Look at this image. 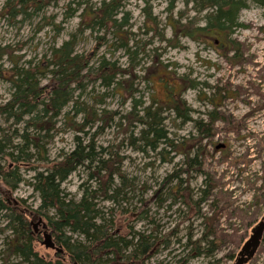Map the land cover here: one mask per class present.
I'll use <instances>...</instances> for the list:
<instances>
[{
  "label": "trees",
  "instance_id": "obj_1",
  "mask_svg": "<svg viewBox=\"0 0 264 264\" xmlns=\"http://www.w3.org/2000/svg\"><path fill=\"white\" fill-rule=\"evenodd\" d=\"M127 1L68 0L64 4V18L80 9L75 32L59 45H52L48 57L44 55L32 66H18L21 55L15 53L22 48L21 44L0 43V79L7 81L11 89L8 99L0 103V119L8 123L0 128V235H3L0 238V264H145L169 245L174 229L160 232L156 226L149 230H134L128 224L146 218V212H127L124 208L114 210L112 207L108 209V216L101 213L100 202L119 203L125 196L124 188L129 185L120 168L122 157L110 146L96 147L94 143L95 135L102 133L115 118L119 126L123 123L124 129L138 122L140 128L135 140L151 150L163 144L158 151L163 161H171L169 153L180 157L171 175L174 185L164 198L184 206L188 214L183 217L194 214L204 219L200 235L194 237L188 233L183 244L188 251L182 260L203 255L210 257L225 242L222 233L215 228L221 214L217 198L210 202L212 214L202 216L199 212V203L204 202L216 186L212 176L207 173L195 192L189 187L192 174L202 172V161L207 152L201 141L213 135V119L207 123V110L199 117L191 115L192 110L196 113L195 110L172 91L175 83L166 78L163 83L170 96L167 101L155 96L143 106V100L137 95V85L138 79L148 85L151 68L159 63L161 53L157 50H163L165 46L177 47L179 37L211 46L217 53H245L246 47L233 40L231 35L234 28L245 26L238 22V16L247 7V2L263 5L264 0H182L183 8L175 15L173 10L178 0H165L164 25L171 30L168 38L146 1L140 8L144 18L140 29L150 36L141 41L133 40L130 46L131 33L127 31L131 25L130 14L123 10ZM57 2L3 0L0 18L8 23L17 19L24 21ZM47 23L44 19L36 30ZM59 31L60 27L56 25L55 35ZM84 31L93 34L95 40L88 53L75 49L76 36ZM108 33L114 38L111 46L123 50L127 59L125 65L105 55H99L92 63L98 49L106 43ZM154 37L165 46L157 45L150 53L146 47ZM148 56L150 66H140L141 75L136 74L134 71L140 61ZM3 59L9 62L8 67L1 63ZM227 60L236 62L231 57ZM171 65L165 63L164 68ZM43 78L46 81L41 84ZM178 79L184 88L196 91L199 102L207 104V90L201 92V89H207L206 82L190 79L188 74H181ZM96 83L102 92L88 90L89 85ZM89 91L92 96L82 99L83 93ZM109 92L117 93L122 103L128 100L129 110L120 115L116 110L101 106ZM165 119H169L175 128L191 123L192 135L169 137ZM94 126L95 130L88 135L87 131ZM230 127L227 124L226 128ZM64 130L74 134L72 148L49 158L45 144ZM21 168L31 171L32 175L24 178L19 172ZM81 168L86 172L87 180L80 184L77 199L68 197L61 185ZM23 182L37 195L35 207L27 204L25 198L12 196ZM258 197L264 201L262 193ZM224 200L228 202L226 197ZM225 212L228 216L238 214L236 210L226 209ZM39 218L61 252L39 251L42 233L33 227V220ZM231 254L227 253L223 258L229 259ZM14 258L17 259L15 262L12 261ZM220 260L212 258L207 264H220Z\"/></svg>",
  "mask_w": 264,
  "mask_h": 264
},
{
  "label": "rangeland",
  "instance_id": "obj_2",
  "mask_svg": "<svg viewBox=\"0 0 264 264\" xmlns=\"http://www.w3.org/2000/svg\"><path fill=\"white\" fill-rule=\"evenodd\" d=\"M67 1L58 0L57 5L48 6L24 21H17V19L12 23H8L6 19L0 18V43L13 45L18 43L22 45V48L15 53L21 55L18 63L19 67L32 66L42 59L44 55L48 57L49 49L52 45H59L75 32L79 21L80 9L72 16L64 18V4ZM99 1L91 0L92 3ZM146 1L151 5L152 14L157 17L159 27H164V36L166 38L171 36L170 28L164 25L165 13L163 8L165 0H128L123 10H127L130 14L129 22L131 25L127 27V31L131 33V35L128 33L130 35L129 46L133 40L141 41L150 36L149 33H143L140 29L144 21L140 8ZM2 2L3 0H0V8ZM182 2V0H178L175 3L173 15L183 8ZM261 10V8L248 1L247 7L242 9L238 16V22L245 26L234 28L231 38L246 47V58H251V55L258 50L262 62H264L263 40L260 41L258 46L255 44V42L257 43L255 37L264 39V35L256 30V27L262 23V19L259 16ZM188 15L191 16V12ZM44 19L48 23L40 30H36ZM56 25L60 27L57 35H55ZM132 33L135 34L133 35ZM113 41L112 34L108 33L106 35V43L98 49L92 63H95L99 55H105L107 58L115 60L122 65L126 64L127 59L123 50L111 46V44H114ZM177 43V47H168L154 37L151 44L146 47V50L150 51L151 48H155L157 45L165 46L163 50H157V52L161 53L159 63L151 68V81L148 82V85L146 81L138 79L137 95L139 94L143 100V106L152 97L161 98L163 96L165 88L164 78H166V81L169 80L175 83L173 85L175 87L178 83V76L188 74L190 79L208 84L225 83L243 86L241 99L238 102L228 100L222 111L226 114H232L234 118H242L251 110L252 105L257 101L250 86L252 85L254 74L251 61H245L241 66V74L236 76L234 73L236 70L229 67L211 46L207 47V45L191 41L185 37H179ZM94 45L95 40L90 32L84 31L76 36L75 49L77 52L88 53ZM29 59L32 62L29 63ZM149 60L150 56L141 60L134 72L141 75L142 67L140 66L148 65ZM1 63L4 67L9 66V62L6 59L1 60ZM165 63L172 65L166 69L164 68ZM45 81L46 79H41V84H44ZM90 89H93V93L102 92L97 83L89 85L88 90ZM204 90L207 89H201V92H204ZM10 91L9 83L0 79V103L8 99ZM91 94L92 92L90 91L89 93H83L82 99H88ZM195 96V90H188L183 95V99L191 108L200 110V115L192 113L193 116L199 117L202 116L201 113L203 111L207 110V104L206 102H199ZM101 106L116 110L122 115L129 110V101L122 103L117 93L109 92ZM170 122L169 119L164 120V125L170 132L169 137L192 135L191 123H185L183 126L175 128ZM7 124V122L0 119V128L5 127ZM213 127L216 129V135L201 141L202 148L208 153H206L202 161V172L200 175L192 174L189 187L195 192L201 186L202 179L207 176V173L212 176L216 186L211 190L208 198L204 202L199 203V212L202 216L212 214L210 202L217 198V206H219L221 214L217 217L215 228L222 233L225 242L223 243L224 246L219 248L214 255L210 257L206 255L193 257L187 261L182 260L188 251L183 244H185L189 232L194 237L201 234L204 229L202 224L204 219L194 214L183 217L185 216L184 214H188L185 207L178 205V203L173 204L171 199L164 198L174 185L171 175L180 157L169 153V156H172L171 161H163L158 154L159 149L163 148V144H160L156 150H151L135 140L140 128L138 122L124 129L123 123L119 126L118 120L115 118L109 127H106L102 133L94 137L96 147L110 146L122 157L120 168L129 182V185L124 188L125 196L123 200H119V203L100 202L101 213L108 216V209L112 207H114V210L124 208L127 212H146V218L138 221H129L128 224L134 230H149L156 226L157 231L160 232L174 229V233L169 239V245L161 248L145 264H178V261H180L179 264H207L212 258L221 259L219 261L220 264H231V262L223 258L225 253L237 252L241 248L242 242L244 243L250 236L252 228L257 225L264 215V201L263 199H258V195L261 193L264 196V177L261 174L264 170V118L258 116L242 119L238 124L231 125L230 128H226V123L218 122ZM94 130L95 126L87 131L89 132L88 135ZM73 135L70 130H64L54 136L53 139L45 144L47 156L53 158L61 150H70L73 146ZM81 137H84V134H81ZM213 140H215L217 149L222 150L220 144H225L223 152L216 151L209 143ZM139 145L141 147H138ZM19 172L24 178L32 175L31 171H24L23 168ZM260 177H263V181ZM85 180H87V174L81 168L72 173L62 183L61 188L68 197L77 199L80 195V184ZM12 196L25 198L27 204H31L34 207L38 204L37 195L32 192L31 187L25 182L18 185ZM224 197L227 198L228 202H224ZM226 209L228 211L236 210L238 214L228 216L225 212ZM33 221V227L40 229L42 232L41 224L36 223L38 219ZM2 236L0 235V238ZM38 249L39 251L48 250L42 244H39ZM255 250L256 253L253 260L247 264H264V233ZM16 260L15 258L12 259L13 262Z\"/></svg>",
  "mask_w": 264,
  "mask_h": 264
},
{
  "label": "flooded vegetation",
  "instance_id": "obj_3",
  "mask_svg": "<svg viewBox=\"0 0 264 264\" xmlns=\"http://www.w3.org/2000/svg\"><path fill=\"white\" fill-rule=\"evenodd\" d=\"M255 5L258 8L262 9L260 12V15H259L260 18L262 19V23L256 27V30H257V32H260L264 35V4L263 5L255 4ZM255 40H257V43L255 42V44H257V46L260 44V41L263 40L262 47H264V39H261L259 37H255ZM224 45H226V43H224ZM255 54H257V55H255ZM255 54L251 55V58H246L245 53H242L240 55L239 54L234 55L233 52L218 53V55L228 64L229 67H232L233 70H236V72H234L236 74V76H239L241 74V72H242L241 66L244 64L245 61H251L253 63L254 74H253L252 85H250V86H251V89H252L255 97L257 98V101L255 102V104L252 105L251 110L248 113H246L245 116H243L242 118H234V116L232 114H226L222 110H224V108L226 106V102L228 100L238 102L239 99H241V93L243 92V88H242L243 86H240V85L235 86V85H230V84H225V83L224 84H217V83L208 84L207 83V123H210L213 119V126L218 122L233 125L235 123L238 124L242 119L243 120L244 119H250V118H254V117H258V116H261L264 118V62H262V59L260 57V52L258 50L256 51ZM263 55H264V52H263ZM228 57H231V59L236 60V62H229L227 60ZM232 78H233V76L231 77V80H232ZM188 90H190L189 87L184 88L183 85L180 83L179 79H178L177 86H175V87L172 86V91L175 94H179L182 97ZM168 94H169V92L166 90V88H164V93H163V96L161 97V99L164 101L169 100L170 96ZM240 101H242V100H240ZM194 110L198 114L199 110H197V109H194ZM192 113H193V110L190 114L192 115ZM212 131H213V135H216V129L214 127H213ZM231 131H233V130H231ZM209 143H211V145L214 147V149L216 151L223 152L225 144H223V143L220 144L221 145L220 148H222V150H221V149H217V146L215 144V140H213ZM261 174H263V177H264V170L261 172ZM263 177H260V179H262V181H263ZM262 237H263V235H262ZM262 237H261V239H262ZM261 239L259 240V243H260ZM242 245H243V242H242ZM222 246H224V245L222 244ZM240 249H238L237 252H232L229 259H227L229 262H231V264L237 258V255H238V252ZM255 253H256V250H255L254 254L252 255V257L244 264H247L248 262L252 261L254 256H255ZM226 254L227 253H225V255Z\"/></svg>",
  "mask_w": 264,
  "mask_h": 264
},
{
  "label": "water",
  "instance_id": "obj_4",
  "mask_svg": "<svg viewBox=\"0 0 264 264\" xmlns=\"http://www.w3.org/2000/svg\"><path fill=\"white\" fill-rule=\"evenodd\" d=\"M36 223H40L42 228V239L39 241L40 244H42L46 249H53L55 252H61L62 249L54 244L50 231L46 229V225L41 222L40 218ZM263 231L264 215L257 225L252 228L250 236L244 241L241 249L238 252L237 258L232 264H244L252 257L257 245L259 244V240L263 235Z\"/></svg>",
  "mask_w": 264,
  "mask_h": 264
}]
</instances>
